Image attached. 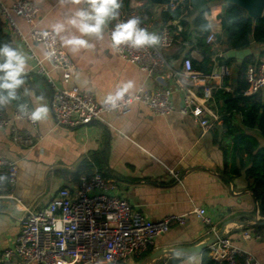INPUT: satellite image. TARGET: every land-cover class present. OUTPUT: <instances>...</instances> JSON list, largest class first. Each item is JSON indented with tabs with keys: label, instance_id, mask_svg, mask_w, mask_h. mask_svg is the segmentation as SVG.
Wrapping results in <instances>:
<instances>
[{
	"label": "crops",
	"instance_id": "crops-1",
	"mask_svg": "<svg viewBox=\"0 0 264 264\" xmlns=\"http://www.w3.org/2000/svg\"><path fill=\"white\" fill-rule=\"evenodd\" d=\"M1 1L10 6L14 0ZM30 1L38 7L36 27L55 32L74 65L69 85L92 93L98 102L129 81L133 87L125 92L127 95H133L140 86L148 91L167 86L175 88L172 77L164 72L147 77L139 68L117 56L107 38L105 25L98 36L83 35L69 23L76 11L89 8L87 0H81L79 4L73 0ZM171 1L156 4L149 0H135L133 5L143 8L148 15L146 31L149 34L156 37L160 26L166 23L175 29L179 26V20L163 23L159 19L160 11L168 9ZM179 2L183 0H177ZM221 12L222 2L219 0L212 2L208 13H205L210 31L215 34L221 33ZM12 17L16 26L27 33L28 24L18 16ZM2 20L4 32L11 36L15 50L26 60L24 75L31 84L24 83L18 89L20 97L33 111L42 105L48 111L44 118L37 120L36 132L23 121L16 123L17 130L33 136L31 145L13 142L9 130L0 128V159L13 160L17 166L16 180L11 188V194L17 201L0 198V253L13 244L25 209L42 207L51 200L58 188L76 184L72 180V173L78 168L79 162L82 159L90 160L95 153L105 149L102 158L108 178L114 180L118 194L143 216L158 220L167 214L185 213L194 206H202L211 220L210 226H206L195 216L189 215L184 224H175L157 236L149 247L150 251L197 244L207 238L212 230L216 231L225 220L231 219L233 221L225 226V233L236 246L251 253L256 264H264V231L257 233L250 229L253 234L251 238H242L240 235L241 230L248 227L243 226L242 222L249 223L254 217L262 216L254 194L247 188L245 177L239 175L228 180L221 174L222 154L215 142V132H220L219 122L203 131L188 116L177 112L156 115L147 106L134 102L123 114H104L103 121L73 128L57 125L48 82L32 70L27 50L4 18ZM57 25H63L59 32L56 31ZM73 38L86 40L88 46L68 45L66 41ZM188 48L187 44L179 41L165 51L173 70L180 68ZM248 48L250 54L256 56L264 53V43H254ZM31 49L39 57L43 56L40 45L32 42ZM211 49L214 51L212 59L223 54V51L216 49L215 43ZM189 51L191 59H202L197 49ZM227 70L230 71L229 68ZM32 73L41 76L43 81L34 80ZM221 88L230 90L229 86H223L222 83L217 89ZM179 99L180 93L174 91L172 100L175 108L179 105ZM213 105L215 102L212 99ZM14 107L11 101L4 103L0 105V112L10 115ZM237 117L240 118L239 115ZM246 132L255 136L259 145L264 147V138L256 130ZM224 141L228 146L230 141ZM169 170L177 173V178ZM254 234L259 235V238H255ZM173 256L179 257L173 264L200 263V254ZM136 257H131L127 264H139ZM170 258L169 255H163L151 264H168Z\"/></svg>",
	"mask_w": 264,
	"mask_h": 264
},
{
	"label": "built area",
	"instance_id": "built-area-1",
	"mask_svg": "<svg viewBox=\"0 0 264 264\" xmlns=\"http://www.w3.org/2000/svg\"><path fill=\"white\" fill-rule=\"evenodd\" d=\"M134 2L120 0L121 6L116 18H109L106 22L105 31L111 48L123 61L133 64L147 77L164 72L172 77L175 88L167 86L148 91L140 86L133 95L124 93L114 103L106 102L107 98L115 97L120 89H114L98 102L92 93L69 85L74 65L61 47L56 33L36 27L38 7L34 2L14 0L10 6H6L0 0V17L4 18L27 50L32 70L48 82L57 125L73 128L93 121H103L104 114H123L132 103L138 102L156 115L177 112L190 117L203 131L209 130L219 118L211 106L212 91L219 88L223 78L229 74L227 67L215 64L210 72L205 73L193 68L191 57L183 56L180 68L173 70L165 51L179 42L178 33L182 29L180 24L176 29L167 23L161 25L155 44L139 48L128 43L114 45L111 36L117 24L138 18L140 28L146 30L148 26L147 13L138 5H133ZM179 3L172 0L168 9H174ZM13 15L28 24L27 33L16 26ZM214 34L209 31L205 35L206 44L212 46L215 43ZM32 42L41 46L42 57L31 49ZM246 82L244 95L264 89V55L259 56L255 64L247 66ZM174 91L180 93L177 108L172 100ZM32 112L27 103L15 106L10 115L0 112V128L9 130L13 142L31 145L33 136L17 130L16 123L23 121L36 132L38 122L31 119ZM169 172L177 178V173L172 170ZM16 176V163L10 159H0V198L17 201L11 194ZM189 215L195 216L203 225L211 224L202 206L151 220L133 209L118 194L113 179L104 178L97 171L91 175L81 174L76 184L58 188L46 205L25 209L13 244L0 253V264H127L131 257L147 251L155 238L167 232L171 226L184 224ZM57 221L61 224L59 229L56 227ZM240 235L242 238L253 236L248 229H242ZM254 237L259 238V235L254 234ZM207 249L211 258L219 262L256 264L254 256L236 246L226 233Z\"/></svg>",
	"mask_w": 264,
	"mask_h": 264
},
{
	"label": "trees",
	"instance_id": "trees-1",
	"mask_svg": "<svg viewBox=\"0 0 264 264\" xmlns=\"http://www.w3.org/2000/svg\"><path fill=\"white\" fill-rule=\"evenodd\" d=\"M214 1L219 0H183L172 10L160 11L159 19L163 23L179 20L182 29L178 33V39L180 43L189 47L185 56L189 55L191 49H197L202 55L200 61L191 59L193 68L208 73L215 64H222L230 69L229 74L222 81L223 86H229L230 90L224 91L221 88L212 91V99L215 102L213 108L219 116L220 132L218 130L215 132V142L219 145L222 154L221 174L228 180L243 175L247 181V188L252 191L258 202L259 213L264 217V147L259 145L255 136L246 132V130H256L258 135L264 138V89L250 95L243 94L247 88V66L255 64L258 57L264 53L261 52L258 56L252 53L245 56L235 74L232 73L236 65L234 58H225L224 55L211 58L214 51L204 41L205 35L210 31L205 13H208L209 5ZM202 6L206 8L200 11ZM219 18L221 33L214 34L216 49L224 52L227 49L239 50L254 43H264V15L256 19L247 18L242 8L227 3L222 4ZM2 19L0 17V47L8 45L15 50L11 36L3 30ZM32 76L34 80L43 81V78L37 74L32 73ZM23 78L25 83L31 84L26 75ZM17 97L11 100L15 106L25 103L18 89ZM225 139L230 141L228 146L224 143ZM104 154L105 149H102L90 160L82 159L78 168L72 173V180L77 181L81 174L91 175L95 171L108 178L103 166ZM244 229L258 233L264 231V226L254 225ZM150 252L148 249L136 258L141 261ZM182 257L184 256H180ZM178 258L171 256L168 264L175 263ZM199 264L226 263L211 258L206 248L200 253Z\"/></svg>",
	"mask_w": 264,
	"mask_h": 264
},
{
	"label": "clouds",
	"instance_id": "clouds-1",
	"mask_svg": "<svg viewBox=\"0 0 264 264\" xmlns=\"http://www.w3.org/2000/svg\"><path fill=\"white\" fill-rule=\"evenodd\" d=\"M74 3H81V0H73ZM89 8L76 11L69 19L74 27L83 35L97 34L103 31V26L109 18H116L118 9L120 8V0H87ZM140 20L132 18L124 23L116 25L112 32V42L114 45L130 44L133 47H142L149 44H155L157 37L149 34L145 29L139 27ZM63 25H57L56 31L59 32ZM68 45L87 47L88 43L84 39L73 38L66 41ZM0 105L17 99V89L24 83V74L26 68L25 57L12 49L8 45L0 47ZM133 87L131 81L124 84L116 93V96H109L106 102L114 103L116 99L123 97L124 93ZM47 107L40 106L32 112L31 119L33 121L44 118L47 114ZM59 229L61 224L56 222Z\"/></svg>",
	"mask_w": 264,
	"mask_h": 264
},
{
	"label": "water",
	"instance_id": "water-1",
	"mask_svg": "<svg viewBox=\"0 0 264 264\" xmlns=\"http://www.w3.org/2000/svg\"><path fill=\"white\" fill-rule=\"evenodd\" d=\"M156 4H167L170 0H149ZM222 4H235L245 11L247 18L256 19L264 15V0H220ZM206 6H202L200 11L204 10ZM251 52L250 48H243L239 50L227 49L224 51L225 58H234L236 60V66L233 68V73H236L238 65L242 62L245 56L249 55ZM233 220H225L219 228L212 232L203 241L193 244L190 246H175V247H165L158 248L151 251L146 255L139 264H151L163 255H196L200 254L209 245L217 241L220 237L225 234V226L232 222ZM243 226H254L262 225L264 226V217H254L249 223L242 222Z\"/></svg>",
	"mask_w": 264,
	"mask_h": 264
}]
</instances>
